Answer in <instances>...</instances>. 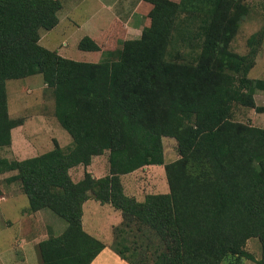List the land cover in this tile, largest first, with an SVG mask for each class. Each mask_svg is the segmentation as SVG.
Returning <instances> with one entry per match:
<instances>
[{
    "label": "trees",
    "instance_id": "obj_1",
    "mask_svg": "<svg viewBox=\"0 0 264 264\" xmlns=\"http://www.w3.org/2000/svg\"><path fill=\"white\" fill-rule=\"evenodd\" d=\"M145 1L151 20L141 37L86 62L38 43L39 30L57 24L60 0H0V147L10 145L11 129L23 121L7 114L5 82L35 74L52 88L55 117L71 136L66 150L55 142L21 160L0 157V173L15 171L7 179L20 183L28 210L47 208L66 223L60 234L38 243L36 264H90L104 248L83 229L82 206L90 197L120 210L124 225L146 228L152 256L138 254L140 246H114L131 264H221L229 254L253 258L245 249L250 237L259 240L256 261L264 264V128L233 120L226 104L234 76L246 88L239 97L243 106L254 105L255 89L264 88L262 79L247 76L264 34L248 38L247 53L233 52L228 42L237 23L227 12L230 1H209L215 9L196 31L193 61H170L165 54L172 32L181 40L190 36L177 15L191 4ZM98 46L88 36L78 43L86 51ZM163 137L177 141L179 157L168 163ZM105 151L106 175L85 171L72 179L71 168L87 166ZM150 164H164L169 191L146 194L143 201L125 194L120 175Z\"/></svg>",
    "mask_w": 264,
    "mask_h": 264
},
{
    "label": "rangeland",
    "instance_id": "obj_2",
    "mask_svg": "<svg viewBox=\"0 0 264 264\" xmlns=\"http://www.w3.org/2000/svg\"><path fill=\"white\" fill-rule=\"evenodd\" d=\"M173 1L177 2L179 0ZM209 1L215 2V0H189L191 4L189 10L185 11L183 8L180 10L177 15L178 19L181 21L184 20L185 24L183 27L190 36L185 40H181L175 34V31L172 32V38H168L166 44L165 58L167 60L176 62L193 61V56L190 53H194L193 55L197 53L196 50L195 52L191 50L192 48L196 49L198 45L196 31L200 30L199 26L203 23L201 20L210 16L215 9L214 7H210L209 4L211 2ZM229 1L230 5L228 3L227 12L236 18L237 23L235 34L228 42L229 49L239 54H245L249 50L247 44L248 38L253 33L264 34V0ZM150 9L151 4H146L145 14L147 16ZM191 12L193 16H186V13L191 14ZM150 20V17H148V25ZM86 30L84 28L83 30L77 29L71 21V23L64 25V31L66 33L58 32L59 29H56L50 35L52 36L54 44H61L64 41L66 43V51L68 50L71 54L69 55L67 53L69 55L68 57H70L69 59L78 61L98 62L104 58L102 54L104 51L120 49L122 47L123 41L118 43L110 42L107 38L109 36L104 35L106 40H100V45L98 44L99 50H96V53L85 52L86 50L78 48V43L80 36L84 32H87ZM141 34L142 32L137 38L141 37ZM54 51L62 56L56 50ZM62 57H65V55ZM247 76L251 79H262L264 81V36L262 43L258 47L255 63L249 70ZM245 90L246 88L243 86L240 77L234 76L232 83L229 84L228 95L226 96L227 109H230L233 120L264 128V88L255 89L253 94L254 105L252 106H243L239 102V97ZM5 96L8 116L11 119H22L23 121L19 124L20 126L17 125V127H20L18 132H11V129V143L9 146L0 147V157H5L9 160H21L25 157L39 155L52 149L55 142L64 150L69 148L71 145V136L62 128L55 117V97L53 90L45 85L41 74L7 80L5 82ZM162 143L165 163L179 157L175 138L163 137ZM107 154L108 152L105 151L101 155L92 156L90 164L87 166L78 165L71 168L69 172L72 179L78 181L83 178L85 171H89L95 178L106 175L109 172ZM13 173L15 171L0 173V195L7 197L14 196L13 198L8 197V200L0 205V237H6L5 242L7 243L16 241L19 239L17 237H22L26 223H31V221H28L29 215L25 212V208L28 205L26 194L21 190L18 181H8L7 179ZM121 177L124 192L128 195L136 196L138 200H143L144 195L148 193L166 192L168 190L164 164L143 166L137 171L132 172L131 175L125 174ZM162 185L163 187L161 188ZM82 207V221L85 230L103 243L110 245L113 251L117 252L114 249L115 245L122 250L128 246L133 248L140 246L136 248L138 254L143 258L147 254L152 256L154 246L148 244L149 241L146 243L144 233L147 234L148 232L145 227L139 230V224L135 222L130 223V226L124 225L122 223L123 220H121L122 213L120 210L115 209L110 204H101L91 197L83 203ZM42 210L39 212L40 216L41 213L50 211L47 208ZM51 214L58 221L64 222L62 218L53 212ZM53 217L51 216L47 220V226L43 227L41 231L42 233L48 234L47 237L53 235L51 231L54 230L48 227L49 221H52V225H55V221L57 220H54ZM120 220L121 223L119 222ZM30 225L32 234L38 235L39 231H37L38 233L36 232L34 224L31 223ZM119 227L126 232H120ZM2 241L4 240L2 239ZM248 241L245 244V249L253 255V258H238L237 255L229 254L221 264H258L256 260L261 257L260 242L256 238H251ZM34 252L35 260L38 259L39 261L38 244L34 246ZM122 258L125 259V257ZM31 262L33 261L31 260ZM127 262L129 261L127 260ZM129 264L131 263L129 262Z\"/></svg>",
    "mask_w": 264,
    "mask_h": 264
},
{
    "label": "crops",
    "instance_id": "obj_3",
    "mask_svg": "<svg viewBox=\"0 0 264 264\" xmlns=\"http://www.w3.org/2000/svg\"><path fill=\"white\" fill-rule=\"evenodd\" d=\"M60 1H61V8L56 13L58 18L57 24L49 30L40 29L38 43L49 50H56L62 56L65 55V57L67 58H70L68 56L71 54L69 53L68 50L66 51L67 49L66 43L63 41L61 44H54L52 41V36L50 35L56 29H59L58 32L61 33L65 32L64 25H66V23H71L72 21L77 29H82V30L83 28L85 30L87 29L86 30L87 32H84V34L80 36V39L84 36H88L99 45H100V40L101 41L106 40V38H104V35L109 36L107 37L109 41L114 43H118L127 39L137 38L138 35L142 32L144 26L148 24V16L147 14H145V9L147 4L145 0H60ZM85 52L96 53L97 51H85ZM67 53H69V55ZM91 62H95V61H91ZM19 126L12 128L11 132L13 131L18 132V130H20ZM138 169L134 171H137ZM132 172L126 174L131 175ZM122 175H120V180H122L121 177ZM162 187L163 185L161 186V188ZM168 191H169V186L166 192L159 191V193H167ZM148 194H156V193H148ZM128 196H134V195H128ZM8 197L13 198L14 196H8ZM8 197L4 195H0V205L6 202L8 200ZM134 197L136 198V200H138L136 196ZM138 201H143V200H138ZM28 206L29 203L25 208V212L29 215L28 221H31V223L34 224L36 232L39 231V234L38 235L32 234V228L30 225L31 223L30 224L26 223V226L22 233L23 236L17 237L19 239H17L16 241L7 243L5 242L6 237H0L1 238L0 264H36L38 262V259L35 260L34 257V253H35L34 246H36L40 241L48 238L47 237L48 234L42 233L41 231L43 227L47 226L48 224L47 220L51 218V216L53 217V215L51 214V211H48L49 213L48 212L41 213L40 216L39 212L43 211L42 209L37 211H29ZM54 220H57L55 221L56 222L55 225H52V221H49L48 227L54 230V231L50 230L51 233H53V235H58L65 229L66 223L62 221H58V219L55 218ZM121 220L119 221L120 223ZM82 225H83V221H82ZM251 238H256V237L248 238L246 244L249 242L248 240ZM2 239L4 241H2ZM104 244H105L104 248L96 255V257L90 262V264H129V262H127L126 259L122 258L118 252L113 251L110 248V245L106 243ZM31 260L33 262H31Z\"/></svg>",
    "mask_w": 264,
    "mask_h": 264
}]
</instances>
